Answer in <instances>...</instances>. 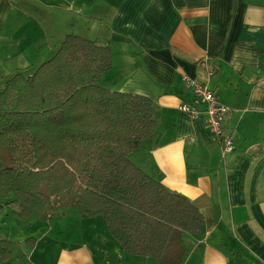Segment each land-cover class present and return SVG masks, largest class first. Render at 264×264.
<instances>
[{"label":"crops","instance_id":"obj_1","mask_svg":"<svg viewBox=\"0 0 264 264\" xmlns=\"http://www.w3.org/2000/svg\"><path fill=\"white\" fill-rule=\"evenodd\" d=\"M68 2L0 0V92L26 66L20 60L30 56L33 45L18 39L25 18L36 30L34 15L49 13L54 36L69 12ZM233 2L115 0L108 24L100 31L95 27L89 39L112 50L113 68L100 86L145 96L155 104L157 135L144 141L131 161L169 191L189 199L205 217L202 235H184L183 264H264V0H239L231 23ZM62 30L61 44L68 36ZM46 37L50 39L49 33ZM24 38L29 42L30 36ZM185 78L208 83L230 109L224 136L233 139L235 150L225 158L205 111L195 119L180 111L182 104L194 101ZM68 210L62 218L70 224L89 223L81 227L85 232L89 226L90 236L64 244L51 264H110L109 255L121 264H156L153 258L125 252L101 216L88 218L75 207ZM45 234L29 244L28 257L26 236L12 240L18 243L12 257L23 250L30 264H47L53 247Z\"/></svg>","mask_w":264,"mask_h":264},{"label":"trees","instance_id":"obj_2","mask_svg":"<svg viewBox=\"0 0 264 264\" xmlns=\"http://www.w3.org/2000/svg\"><path fill=\"white\" fill-rule=\"evenodd\" d=\"M112 68L110 46L68 35L34 74L7 79L0 92V201L23 220L49 221L75 207L103 217L128 254L183 264L184 235H202L205 217L131 161L157 135L155 104L100 86ZM17 245L0 235V264Z\"/></svg>","mask_w":264,"mask_h":264},{"label":"rangeland","instance_id":"obj_3","mask_svg":"<svg viewBox=\"0 0 264 264\" xmlns=\"http://www.w3.org/2000/svg\"><path fill=\"white\" fill-rule=\"evenodd\" d=\"M114 4L115 0H70V2L65 5L66 8L69 9V12H64V23L59 24V28H61L59 31L60 33H55L54 36H51L52 31L50 30L52 22L49 20V13H44V11H42V13L34 15L38 17L36 30L34 28V24L27 26L31 23V20L29 17H26V24H24V26L28 27V34H26V30L23 26L21 30L22 34L18 35V39L20 44L31 43L33 47L30 48L31 53L30 56H27V60H20V64H25L26 66L21 67L22 69L19 72H23L27 76L32 75L42 63L50 60L55 55L61 46L60 37L63 36L61 34L62 27V31L67 32L64 34L78 35L86 39L94 38V33L96 31L95 27H97L98 31H100V29L108 24L110 18L112 17L110 11L112 10ZM55 16L56 12H54V17ZM60 22H62V19ZM47 33H49L50 37L48 40H46ZM32 34H36V38H33V36H31ZM24 36H30L29 42L26 43ZM35 42H37L36 45H34ZM25 47H27V45ZM51 51L53 54L48 55ZM2 88L3 87H1V91ZM10 200H14V198L11 197ZM0 203L4 205V210L0 213V235L10 240H19L21 237L26 236V240L34 239L36 241V238H40L43 233L46 232V240L53 247L52 251L48 253L49 258L46 260L47 264L54 262L58 256L57 253L60 252L62 246H65L64 244L70 242H77L78 244L82 242L83 239L88 241L90 236L89 226H86L85 232L81 227L82 225H88L89 223L81 222V224H76L75 222H72V224H70L68 220L65 221V219L62 218L64 212L56 214L49 221H39L35 217L23 220L19 217L16 209L12 206L6 205V201H0ZM67 211L70 210L67 209ZM99 219H101L102 223H104V219L102 217ZM85 221L88 222L91 220L87 218ZM39 225L45 228L38 230L33 229V227L35 228ZM106 233H108L107 230ZM44 243L45 241L41 242L40 245L43 247ZM29 244L30 243L26 242L23 248L26 251L27 257L30 256L28 252L29 250L27 249L31 246ZM26 256L23 250L21 253L17 250L11 261L7 264H17L20 261L22 264H30V261L28 262ZM106 261L110 264H121V260L114 255H109ZM151 261L156 264L159 263L156 259H151Z\"/></svg>","mask_w":264,"mask_h":264},{"label":"built area","instance_id":"obj_4","mask_svg":"<svg viewBox=\"0 0 264 264\" xmlns=\"http://www.w3.org/2000/svg\"><path fill=\"white\" fill-rule=\"evenodd\" d=\"M184 81L186 88L192 92L194 101L182 104L180 111L195 119L202 113L200 106L206 109L208 127L222 142L223 158H225L235 150L233 139L230 136H224V124L230 109L219 101L208 83L189 78H185Z\"/></svg>","mask_w":264,"mask_h":264},{"label":"water","instance_id":"obj_5","mask_svg":"<svg viewBox=\"0 0 264 264\" xmlns=\"http://www.w3.org/2000/svg\"><path fill=\"white\" fill-rule=\"evenodd\" d=\"M200 109H201L202 111H205V110H206L203 106H200Z\"/></svg>","mask_w":264,"mask_h":264}]
</instances>
